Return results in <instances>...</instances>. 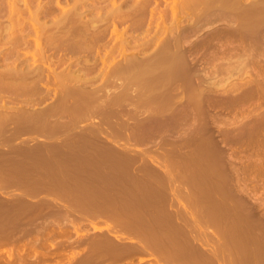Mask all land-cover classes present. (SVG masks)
I'll use <instances>...</instances> for the list:
<instances>
[{"label":"rangeland","instance_id":"374dc122","mask_svg":"<svg viewBox=\"0 0 264 264\" xmlns=\"http://www.w3.org/2000/svg\"><path fill=\"white\" fill-rule=\"evenodd\" d=\"M234 1L0 0V264H264V0Z\"/></svg>","mask_w":264,"mask_h":264},{"label":"bare ground","instance_id":"6f19581e","mask_svg":"<svg viewBox=\"0 0 264 264\" xmlns=\"http://www.w3.org/2000/svg\"><path fill=\"white\" fill-rule=\"evenodd\" d=\"M30 1H31V0H30ZM99 1H100V0H99ZM140 1H142V0H140ZM154 1H155V0H154ZM231 1H232V0H231ZM231 1H230V0H186V4H187V5H186V4H185V5H186L187 7H191V8H195V7H198V6H199V8H200L201 5H204L203 7H205V8L207 7L206 9H208V7H211V6H212V9H213L215 6H217V7L221 6V7H222V6H224V5H225V8L228 7V6H230V8H231V7H232V8H236V6L233 7V6L235 5V4H233V3H235V1H234V2H231ZM240 1H241V0H240ZM82 2H83V1H82ZM175 2H176V1H175ZM184 2H185V1H184ZM252 2H253V1H252ZM255 2H256V1H255ZM255 2H253V3H255ZM86 3H87V2H86ZM102 3H103V2H102ZM146 3H147V1H146ZM149 3H150V2H149ZM236 3H237V6H238V2H237V1H236ZM26 4H27V3H26ZM31 4H32V3H31ZM48 4H49V2H48ZM220 4H221V5H220ZM229 4H230V5H229ZM231 4H232L233 6H231ZM62 5H63V4H62ZM84 5H85V4H84ZM90 5H91V4H90ZM114 5H115V4H114ZM145 5H146V4H145ZM157 5H158V4H157ZM227 5H228V6H227ZM239 5H240V4H239ZM258 5H259V4H258ZM39 6H40V5H39ZM51 6H52V5H51ZM73 6H74V5H73ZM77 6H79V4H77ZM118 6H119V5H118ZM247 6H249V5H247ZM253 6H256V5H254V4L252 5V4H251V7H250V8H252ZM260 6H261V5H260ZM82 7H83V6H82ZM98 7H100V6H98ZM98 7H97V8H98ZM103 7H104V6H103ZM201 7H202V6H201ZM261 7H262V6H261ZM56 8H57V7H56ZM60 8H61V7H60ZM60 8H59V9H60ZM71 8H72V7H71ZM101 8H102V7H101ZM118 8H119V7H118ZM120 8H121V7H120ZM185 8H186V7H185ZM222 8H223V7H222ZM228 8H229V7H228ZM228 8H227V9H228ZM238 8H239V7H238ZM238 8H236V9L238 10ZM247 8H248V7H247ZM247 8H246V9H247ZM2 9H3V8H2ZM37 9H39V8H37ZM74 9H75V8H74ZM76 9H77V8H76ZM214 9H217V8H214ZM242 9H243V8H242ZM248 9H249V8H248ZM248 9H247V10H248ZM253 9H254V7H253ZM263 9H264V7H263ZM39 10H40V9H39ZM131 10H132V9H131ZM228 10H229V9H228ZM239 10H241V9H239ZM247 10H246V12H247ZM249 10H250V11H255V10H251V9H249ZM249 10H248V12H249ZM257 10H258V9H257ZM259 10H260V9H259ZM26 11H27V9H26ZM35 11H37V10H35ZM48 11H49V10H48ZM71 11H72V10H71ZM73 11H74V10H73ZM118 11H119V10H118ZM156 11H157V9H156ZM223 11H224V10H223ZM33 12H34V11H33ZM52 12H53V11H52ZM65 12H66V11H65ZM82 12H83V11H82ZM96 12H97V11H96ZM242 12L244 13L245 11L243 10ZM263 12H264V11H263ZM49 13H50V12H49ZM72 13H73V12H72ZM72 13H71V14H72ZM74 13H75V12H74ZM188 13H189V12H188ZM208 13H209V11H208ZM257 13H259V11H257ZM257 13H256L255 15H257ZM261 13H262V11H261ZM261 13H259V14H261ZM64 14H65V13H64ZM64 14H63V15H64ZM77 14H78V13H77ZM108 14H109V13H108ZM118 14H120V13L118 12ZM46 15H47V14H46ZM63 15H62V16H63ZM65 15H66V14H65ZM65 15H64V17H65ZM121 15H122V14H121ZM123 15H124V14H123ZM155 15H156V14H155ZM178 15H179V14H178ZM181 15H182V14H181ZM225 15H226V14H225ZM249 15H252V13L250 12ZM47 16H48V15H47ZM66 16H67V18H68V15H66ZM73 16L75 17V15H73ZM116 16H117V14H116ZM173 16H174V15H173ZM229 16H230V15H229ZM253 16H254V13H253L252 17H253ZM41 17H42V16H41ZM74 17H73V20H74ZM77 17H78V16L76 15V18H77ZM127 17H129V16H127ZM159 17H160V16H159ZM247 17H248V15H247ZM250 17H251V16H250ZM255 17H256V16H255ZM257 17H258V16H257ZM257 17H256V19H257ZM29 18H30V17H29ZM201 18H202V17H201ZM58 19H59V18H58ZM63 19H66V17L63 18ZM108 19H109V17H108ZM157 19H158V18H157ZM199 19H200V18H199ZM51 20H53V19H51ZM73 20H71V22H72ZM79 20H80V19H79ZM119 20H120V19H119ZM131 20H132V19H131ZM247 20L249 21V18H248ZM247 20H246V21H247ZM251 20H252V19H251ZM251 20H250V21H251ZM257 20H258V19H257ZM2 21H3V20H2ZM6 21H8V20H6ZM55 21H56V20H55ZM55 21H54V22H55ZM67 21H68V20H67ZM85 21H86V20H85ZM151 21H152V20H151ZM248 21H247V23L250 22V21H249V22H248ZM9 22H10V21H9ZM37 22H38V21H37ZM75 22H76V21H74V23H75ZM79 22H80V21H79ZM79 22H78V23H79ZM81 22H82V21H81ZM41 23H42V22H41ZM59 23H60V22H59ZM64 23H66V20H65ZM86 23H87V22H86ZM86 23H85V24H86ZM183 23H184V22H183ZM235 23H236V22H235ZM42 24H43V23H42ZM83 24H84V23H83ZM87 24H88V23H87ZM245 24H246V23H245ZM245 24H244V25H245ZM28 25H29V24H28ZM46 25H47V24H46ZM70 25H71V24H70ZM90 25H91V24H90ZM110 25H111V24H110ZM200 25H201V24H200ZM248 25H249V24H248ZM0 26H1V25H0ZM4 26H5V25H4ZM30 26H31V25H30ZM81 26H82V25H81ZM87 26H88V25H87ZM132 26H133V25H132ZM5 27H6V26H5ZM56 27L60 28L58 25H56ZM70 27H71V26H70ZM70 27H69V28H70ZM85 27H86V26H85ZM192 27H193V26H192ZM195 27H196V26H195ZM214 27H215V26H214ZM254 27H255V26H254ZM3 28H4V27H3ZM3 28H2V29H3ZM43 28H44V27H43ZM72 28H73V27H72ZM77 28H78V26H77ZM127 28H128V27H127ZM176 28H177V27H176ZM33 29H34V28H33ZM44 29H45V28H44ZM60 29H61V28H60ZM62 29H63V28H62ZM79 29H80V28H79ZM89 29H90V27H89ZM108 29H109V28H108ZM113 29H114V28H113ZM125 29H126V28H125ZM247 29H249V28H247ZM72 30H73V29H72ZM95 30H96V29H95ZM100 30H101V29H100ZM163 30H164V29H163ZM181 30H182V29H181ZM8 31H9V30H8ZM59 31H60V30H59ZM61 31H62V30H61ZM76 31H77V30H76ZM79 31H80V30H79ZM91 31H92V30H91ZM191 31H192V30H191ZM35 32H36V31H35ZM65 32H66V31H65ZM6 33H7V32H6ZM10 33H11V32H10ZM33 33H34V31H33ZM36 33H37V32H36ZM47 33H48V31H47ZM53 33H54V31H53ZM55 33H57V31H56ZM83 33H84V32H83ZM83 33H82V34L79 33V35H80V36H81V35H84ZM48 34H49V33H48ZM0 35H2V34H0ZM6 35H7V34H6ZM49 35H50V34H49ZM52 35H53V34H52ZM52 35H51V37H52ZM58 35H59V34H58ZM64 35H65V34H64ZM104 35H105V34H104ZM104 35H103V37H104ZM187 35H188V34H187ZM205 35H206V34H205ZM210 35H211V34H210ZM47 36H48V35H47ZM147 36H148V35H147ZM175 36H176V35H175ZM39 37H40V36H39ZM148 37H149V36H148ZM68 38H69V37H68ZM101 38H102V37H101ZM117 38H118V37H117ZM42 39H43V38H42ZM64 39H65V38H64ZM90 39H91V38H90ZM111 39H112V38H111ZM181 39H182V38H181ZM27 40H28V39H27ZM59 40H60V39H59ZM116 40H117V39H116ZM163 40H164V39H163ZM65 41H66V39H65ZM86 41H87V40H86ZM99 41H100V40H99ZM108 41H109V40H108ZM150 41H151V40H150ZM153 41H154V40H153ZM178 41H179V40H178ZM6 42H7V41H6ZM29 42H30V41H29ZM52 42H53V41H52ZM57 42H58V41H57ZM117 42H118V41H117ZM176 42H177V40H176ZM180 42H181V41H180ZM8 43H9V42H8ZM54 43H56V42H54ZM86 43H88V42H86ZM147 43H148V42H147ZM172 43H173V42H172ZM95 44H96V43H95ZM109 44H110V43H109ZM125 44H126V43H125ZM149 44H151V42H150ZM160 44H161V42H160ZM176 44H177V43H176ZM38 45H39V44H38ZM54 45H55V44H54ZM115 45H116V44H115ZM115 45H114V48L116 47ZM143 45H146V44H143ZM166 45H167V44H165V47H164L163 44H162L163 49H165V50H164L165 52L162 51V52H163L162 54H163V56H164L163 59H164V60L167 59L165 62H167V63L170 62V63H171L170 53L168 52V45H167V47H166ZM171 45H172V44H171ZM19 46H20V45H19ZM47 46H48V45H47ZM67 46H68V45H67ZM90 46H91V45H90ZM121 46H122V45H121ZM140 46H141V44H140ZM173 46H174V43H173ZM26 47H27V46H26ZM126 47H127V45H126ZM170 47H171V46H170ZM1 48H2V47H1ZM77 48H78V47H77ZM105 48H106V47H105ZM141 48H142V47H141ZM146 48H147V47H146ZM179 48H180V47H179ZM59 49H60V48H59ZM93 49H94V48H93ZM143 49H145V48H143ZM163 49H162V50H163ZM9 50H10V49H9ZM16 50H17V49H16ZM49 50H50V49H49ZM114 50H115V49H114ZM170 50H171V49H170ZM57 51H58V50H57ZM72 51H74V49H73ZM75 51H76V50H75ZM91 51H92V50H91ZM95 51H96V50H95ZM112 51H113V50H112ZM116 51H117V50H115V52H116ZM160 51H161V50H160ZM99 52H100V51H99ZM150 52H151V51H150ZM150 52H149V53H150ZM1 53H2V52H1ZM100 53H101V52H100ZM136 53H137V52H136ZM178 53H179V52H178ZM181 53H182V51H181ZM59 54H60V53H59ZM72 54H73V53H72ZM89 54H90V53H89ZM96 54H97V53H96ZM98 54H99V53H98ZM107 54H108V53H107ZM111 54H113V53H111ZM117 54H118V53H117ZM150 54H151V53H150ZM168 54H169V55H168ZM186 54H187V53H186ZM38 55H39V54H38ZM99 55H100V54H99ZM119 55H120V54H119ZM171 55H172V54H171ZM175 55H176V54H175ZM177 55H178V54H177ZM63 56H64V55H63ZM109 56H110V55H109ZM111 56H112V55H111ZM124 56H125V55H124ZM127 56H128V55H127ZM133 56H134V55H133ZM145 56H147V55H145ZM178 56H179V55H178ZM31 57H32V56H31ZM60 57H61V56H60ZM65 57H66V56H65ZM100 57H101V56H100ZM107 57H108V56H107ZM112 57H113V56H112ZM134 57H135V56H134ZM172 57H173V56H172ZM32 58H34V57H32ZM79 58H80V57H79ZM108 58H109V57H108ZM124 58H125V57H124ZM124 58H123V59H124ZM140 58H142V57H140ZM155 58H156V59H155ZM155 58H154V59L156 60V62L159 61V59L157 60V58H159V55H158V57L156 56ZM9 59H10V58H9ZM16 59H17V58H16ZM16 59H15V60H16ZM43 59H44V58H43ZM80 59H81V58H80ZM82 59H83V58H82ZM123 59H122V60H123ZM137 59H138V58H137ZM154 59H152V60L154 61ZM173 59H174V58H173ZM49 60H50V59H49ZM63 60H64V59H63ZM66 60H67V59H66ZM98 60H99V59H98ZM101 60H102V59H101ZM132 60H133V62H135L136 59L134 60V58H132ZM132 60H130L131 63H132ZM17 61H18V60H17ZM74 61H75V60H74ZM84 61H85V59H84ZM103 61H105V58H104ZM108 61H109V60H108ZM123 61H124V60H123ZM126 61H127V59H126ZM29 62H30V61H29ZM35 62H36V61H35ZM48 62H49V61H48ZM67 62H68V61H67ZM96 62H97V61H96ZM114 62H115V61H113V63H114ZM128 62H129V61H128ZM159 62H160V61H159ZM41 63H42V62H41ZM64 63H65V62H64ZM70 63H71V62H70ZM131 63H130V65L127 63L126 66H124V65H122V64H120V63H119V64L117 63V64H115V65H113V66H112V64H111V66H112L111 69H110V70L108 69V70H109V74H110V76H111V73H112V74L115 75V76H114V78H115L116 75H117V77H118V75H122V74L125 73L128 69H129V70H132V69H130V68L132 67V65H133V64L131 65ZM148 63H149V62H148ZM148 63H147V64H148ZM157 63H158V62H157ZM157 63H156L155 65L151 63L152 66H151V64H149V65H150V66L148 65L149 67L146 66V67H147V70H148V71L146 70L147 73H149V72L151 73L152 71H153V73H154V70L157 69V67L160 65V64L158 65ZM167 63H166V65H167ZM170 63H169V64H170ZM7 64H8V63H7ZM61 64H62V63H61ZM97 64H99V63H97ZM97 64H95V65H97ZM125 64H126V63H125ZM171 64H173V62H172ZM11 65H12V64H11ZM67 65H68V64H67ZM103 65H104V64H103ZM144 65H145V64H144ZM156 65H157V66H156ZM162 65H163V64H162ZM104 66H105V65H104ZM141 66H142V65H141ZM163 66H165V64H164ZM168 66L170 67V65H168ZM35 67H36V66H35ZM41 67H42V66H41ZM43 67H44V66H43ZM74 67H75V66H74ZM81 67H83V66H81ZM95 67H96V66H95ZM143 67H144V66H143ZM143 67H142V68H143ZM146 67H145L144 69H146ZM165 67H166V66H165ZM169 67H167V68L170 69ZM46 68H47V67H46ZM132 68H133V67H132ZM142 68L140 67L139 70H144V69H142ZM163 68H164V67H163ZM167 68H166V70H167ZM49 69H50V68H49ZM63 69H64V68H63ZM159 69H160V68H159ZM73 70H74V69H73ZM139 70H138V71H134V72H135L134 74H133V72H132L133 75L130 76V77H132V79H135L134 81H136V82L139 80V79H138L139 77L141 78L140 74L143 75V74L141 73L142 71L140 72ZM161 70H162V69H161ZM0 71H1V70H0ZM31 71H32V70H31ZM63 71H64V70H63ZM65 71H66V70H65ZM98 71H99V70H98ZM101 71H102V70H101ZM157 71H158V70H157ZM162 71H163V70H162ZM82 72H83V71H82ZM127 72H128V71H127ZM129 72H130V71H129ZM139 72H140V74H139ZM165 72H166V71H165ZM15 73H16V72H15ZM68 73H69V72H68ZM75 73H76V72H75ZM75 73H74V74H75ZM144 73H145V70H144ZM150 73H149V74H150ZM35 74H36V73H35ZM55 74H56V73H55ZM59 74H60V73H59ZM63 74H64V73H63ZM109 74H108V75H109ZM126 74H127V73H126ZM128 74H129V73H128ZM20 75H21V74H20ZM45 75H46V74H45ZM72 75H73V74H72ZM72 75H71V76H72ZM89 75H91V74H89ZM95 75H96V74H95ZM17 76H18V75H17ZM73 76H74V75H73ZM122 76H123V75H122ZM128 76H129V75H128ZM3 77H4V76H3ZM14 77H15V76H14ZM30 77H32V75H30ZM48 77H49V76H48ZM55 77H56V76H55ZM61 77H62V76H61ZM69 77H70V75L68 76V79L70 80ZM88 77H89V76H88ZM117 77H116V79H119V78H117ZM119 77H120V76H119ZM125 77H126V76H125ZM142 77H143V76H142ZM41 78H42V77H41ZM56 78H57V77H56ZM62 78H63V77H62ZM75 78H76V77H75ZM114 78H113V79H114ZM146 78H147V77H146ZM148 78H149V77H148ZM36 79H37V78H36ZM68 79H66V80L64 79L65 81H63V82L60 80V83H59V84L57 83V84H58L59 86H62V88H64V86H65V89L67 90V87H70V88H71V86H68V83H67V82H68ZM72 79H74V78L72 77ZM72 79H71V81H72ZM121 79H122V78H121ZM123 79H124V78H123ZM136 79H138V80H136ZM142 79H144V78H142ZM153 79H154V78H153ZM155 79H156V78H155ZM55 80H56V79H55ZM77 80H78V79H76V81H77ZM97 80H98V79H97ZM109 80H111V79H109ZM130 80H131V79H130ZM140 80H141V79H140ZM34 81H35V80H34ZM57 81H58V80H57ZM71 81H69V84H70ZM73 81H75V80H73ZM94 81H95V80H94ZM112 81H113V80H112ZM131 81H132V80H131ZM154 81H155V80H154ZM154 81H153V82H154ZM90 82H91V81H89V83H90ZM116 82H117V81H116ZM138 82H139V81H138ZM28 83H29V82H28ZM114 83H115V82H114ZM120 83H121V82H120ZM125 83H126V82H125ZM131 83H133V81H132ZM131 83H130V84H131ZM144 83H145V82H144ZM147 83H148V82H147ZM147 83H146V84H147ZM154 83H155V82H154ZM40 84H41V83H40ZM49 84H50V83H49ZM71 84H72V82H71ZM94 84H95V83H94ZM101 84H102V83H101ZM107 84H108V83H106V85H107ZM128 84H129V83H128ZM142 84H143V82H142ZM166 84H167V83H166ZM25 85H26V84H25ZM51 85H52V84H51ZM55 85H56V84H55ZM58 85H57V86H58ZM123 85H124V83H123ZM148 85H149V84H148ZM152 85H153V84H152ZM26 86H27V85H26ZM32 86H33V85H32ZM57 86H54V87H57ZM137 86H138V85H137ZM149 86H150V85H149ZM46 87H47V86H46ZM54 87H52V88H54ZM75 87H76V86H75ZM75 87H73V89H74ZM98 87H99V86H98ZM0 88H1V87H0ZM40 88H41V87H40ZM49 88H51V87H49ZM76 88H78V87H76ZM82 88H83V87H82ZM85 88H86V87H85ZM124 88H125V87H124ZM139 88H140V87H139ZM42 89H43V88H42ZM68 89H69V88H68ZM83 89H84V88H83ZM59 90L62 91V89H60V88H59ZM66 90H65V91H66ZM70 90H72V88H71ZM70 90H68V91H70ZM74 90H76V89H74ZM86 90H87V89H86ZM89 90H90V89H89ZM83 91H84V90H83ZM66 92H67V91H66ZM66 92H64V93H66ZM73 92H74V91H73ZM98 92H101V91H98ZM68 93H69V92H68ZM109 93H110V92H109ZM150 93H151V92H150ZM49 95H51V94H49ZM53 95H55V94H53ZM67 95H68V94H67ZM56 96H57V95H56ZM69 96H70V95H69ZM63 97H64V96H63ZM63 97H62V99H64ZM65 97H67V96H65ZM76 97H77V96H76ZM80 98H81V97H80ZM62 99H61V97H60V100H62ZM67 99H68V98H67ZM109 99H110V98H109ZM125 99H126V98H125ZM121 100H122V99H121ZM109 101H110V100H109ZM114 101H115V100H114ZM101 102H102V101H101ZM128 102H129V101H128ZM128 102H127V103H128ZM51 103H52V102H51ZM53 104H54V103H53ZM58 104H59V103H58ZM96 104H97V103H96ZM100 104H101V103H100ZM114 104H115V103H114ZM69 105H70V104H69ZM87 105H88V104H87ZM97 105H98V104H97ZM138 105H139V104H138ZM94 106H95V105H94ZM116 106H117V105H116ZM120 106H121V105H120ZM65 107H66V106H65ZM95 107H96V106H95ZM114 107H115V106H114ZM55 108H56V107H55ZM115 108H116V107H115ZM121 109H122V108H121ZM118 111H119V110H118ZM105 113H106V112H105ZM5 116H6V115H5ZM7 116H8V115H7ZM8 118H9V117H8ZM6 121H7V119H6ZM1 127H2V126H1Z\"/></svg>","mask_w":264,"mask_h":264}]
</instances>
